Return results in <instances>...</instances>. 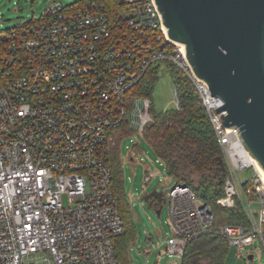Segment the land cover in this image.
Returning <instances> with one entry per match:
<instances>
[{
  "label": "built area",
  "instance_id": "built-area-1",
  "mask_svg": "<svg viewBox=\"0 0 264 264\" xmlns=\"http://www.w3.org/2000/svg\"><path fill=\"white\" fill-rule=\"evenodd\" d=\"M156 62L179 68L198 92L225 167L215 206L239 205L246 219L217 224L213 204L174 183L164 199L172 227L164 252L180 259L187 241L206 234L224 237L240 259L255 239L264 246L261 176L238 129L214 110L220 97L168 39L154 0H78L0 31V264H119L113 240L125 227L109 133L126 125L142 132L152 120L149 100L129 104L128 95ZM172 95L178 108L174 87ZM138 100L145 105L134 127ZM248 168L249 180L238 175Z\"/></svg>",
  "mask_w": 264,
  "mask_h": 264
},
{
  "label": "water",
  "instance_id": "water-1",
  "mask_svg": "<svg viewBox=\"0 0 264 264\" xmlns=\"http://www.w3.org/2000/svg\"><path fill=\"white\" fill-rule=\"evenodd\" d=\"M154 3L168 39L184 46L194 76L222 100L214 110L224 111L223 125L238 129L243 147L264 171V0ZM217 163L220 181L225 170L221 156ZM162 196L154 189L144 199L160 202Z\"/></svg>",
  "mask_w": 264,
  "mask_h": 264
},
{
  "label": "trees",
  "instance_id": "trees-1",
  "mask_svg": "<svg viewBox=\"0 0 264 264\" xmlns=\"http://www.w3.org/2000/svg\"><path fill=\"white\" fill-rule=\"evenodd\" d=\"M168 67L177 91L178 108L155 109L151 97L157 81V67L149 69L147 75L130 90L128 103L131 104L133 97L149 100L148 112L152 120L142 129L146 142L175 183L189 186L204 201L215 205V200L223 194L225 176L224 171L220 174V181L215 176L217 157H222L218 141L192 82L176 66L168 64ZM111 152V185L125 227L124 234L113 240V247L118 262L122 260V264H127L126 250L134 239V223L126 199L123 174L115 163L117 153L116 150ZM222 210L226 223L245 224V215L239 205ZM228 246L222 236L202 235L186 242L180 264H226Z\"/></svg>",
  "mask_w": 264,
  "mask_h": 264
},
{
  "label": "rangeland",
  "instance_id": "rangeland-1",
  "mask_svg": "<svg viewBox=\"0 0 264 264\" xmlns=\"http://www.w3.org/2000/svg\"><path fill=\"white\" fill-rule=\"evenodd\" d=\"M75 1L78 0H0V31L12 28L19 22L38 19L44 9L54 2L71 4ZM152 67L158 69L151 97L155 109L160 111L173 108V84L169 67L160 62H156ZM144 105L145 102L140 100L134 103L129 115V124L134 127L139 124L141 118L138 108ZM109 134L112 136L110 149L116 150L117 153L115 163L123 174L126 199L134 223V239L126 250L127 264H180L179 258L169 257L163 249L165 240L172 236L167 202H159L154 197L144 199V196L154 189L162 191L165 199L166 190L175 183L174 180L168 176L163 162L157 158L137 127L126 125ZM251 174L250 168L238 171V175L247 180L251 178ZM157 209H160L159 215L156 213ZM213 212L215 222L224 223L222 208L213 204ZM247 247L251 249L253 257L249 259L248 256H243L240 259L235 256V247L229 245L225 263L264 264V246L261 241L255 239ZM119 264H122V260Z\"/></svg>",
  "mask_w": 264,
  "mask_h": 264
},
{
  "label": "bare ground",
  "instance_id": "bare-ground-1",
  "mask_svg": "<svg viewBox=\"0 0 264 264\" xmlns=\"http://www.w3.org/2000/svg\"><path fill=\"white\" fill-rule=\"evenodd\" d=\"M252 160L254 161V165L257 169V171L259 172L260 176H261V180L264 186V171L262 170V168L258 165V163L252 158Z\"/></svg>",
  "mask_w": 264,
  "mask_h": 264
},
{
  "label": "flooded vegetation",
  "instance_id": "flooded-vegetation-1",
  "mask_svg": "<svg viewBox=\"0 0 264 264\" xmlns=\"http://www.w3.org/2000/svg\"><path fill=\"white\" fill-rule=\"evenodd\" d=\"M162 197H163V196H162ZM162 197H161V198H162ZM162 199L164 200V198H162ZM163 200H161V201H163ZM161 201H160V202H161Z\"/></svg>",
  "mask_w": 264,
  "mask_h": 264
}]
</instances>
